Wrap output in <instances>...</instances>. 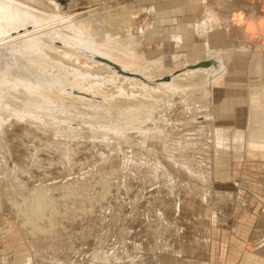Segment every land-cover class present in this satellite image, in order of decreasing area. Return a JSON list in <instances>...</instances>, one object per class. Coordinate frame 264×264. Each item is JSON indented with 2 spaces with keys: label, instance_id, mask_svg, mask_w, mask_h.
<instances>
[{
  "label": "rangeland",
  "instance_id": "obj_1",
  "mask_svg": "<svg viewBox=\"0 0 264 264\" xmlns=\"http://www.w3.org/2000/svg\"><path fill=\"white\" fill-rule=\"evenodd\" d=\"M14 1L72 18L80 44L120 52L109 55L133 72L180 73L157 92L44 51L112 77L90 93L127 117L0 112V264H264V151L246 146L250 110L264 107V40L223 21L250 3L264 15V0ZM131 38L129 58L119 46ZM211 58L219 71L183 70Z\"/></svg>",
  "mask_w": 264,
  "mask_h": 264
},
{
  "label": "water",
  "instance_id": "obj_2",
  "mask_svg": "<svg viewBox=\"0 0 264 264\" xmlns=\"http://www.w3.org/2000/svg\"><path fill=\"white\" fill-rule=\"evenodd\" d=\"M3 1H6L17 8L30 9V6L18 4L14 0ZM0 7L4 9L6 8L3 6ZM16 12H18L17 14L19 16L16 27L6 31H0V112L10 113L15 108L20 110L26 107L24 104L29 103L31 104V110L34 112L39 111L47 113L55 109L63 114L69 111L65 108L67 106L69 108L80 107L96 114H119L121 116L127 117L126 111L114 110L111 108L107 100L99 98L90 93L93 89L103 86V84L97 82V80L102 79L106 83H113L114 80L112 77L102 78L87 74L85 79H83V83L81 82L82 84L79 85L77 83L79 82L77 81L78 79L75 78L78 77L77 74L80 73L78 69L77 70L79 72L75 70L77 73L75 71H70L74 69L61 63L54 62L45 56L43 59H39L36 57V54L33 55V53L29 54L27 62L25 60V56L22 53H17L15 50L13 51V49H17L20 46L25 47V45L28 47V52L29 48L32 47L41 48L40 45L43 43V39H46L50 42V44L47 45L48 47L45 48H47L51 53H60V55L64 56L65 59L71 61L73 60L72 57L70 58L69 56H65L66 54H64L63 50L71 47L72 50H78L77 52H81L79 54L82 55V58L111 70L114 75L121 77L123 76L127 81H134V79H138L146 86L156 87L155 90L157 92H160L159 88L166 87L165 85L171 83L172 78L180 73V71H175L169 76L151 79L150 77L139 72L131 71V65L119 63V60L112 58L108 53L103 51L101 52V50L98 53L90 52L84 50L83 48L67 45L66 43H68V41L65 42L62 40L64 36H59L56 34V31L58 30H54L56 27H62V20H59L55 23L51 20L28 23L24 21L26 18H22L19 14L20 10H17ZM3 17V19H5L6 15H3ZM45 24L48 25L44 26ZM63 31H65V29H63ZM65 32L69 33L70 31L68 30ZM70 33L75 34L74 31ZM28 39L33 40L29 42ZM54 45L59 46V48L55 49L53 47ZM220 65L221 64L219 61L211 58L210 60L199 61L194 65H187L183 68V70L193 72L198 69L207 70L212 66L215 71H219ZM29 72L31 74H35L34 76L36 77L25 78V75H28ZM39 75H42V77L37 79V76ZM163 82L166 84H163ZM37 87L55 92L58 90L59 93L62 94L60 96L62 98L75 95L78 96L79 99L82 98L89 101L71 102L66 100H57L56 98L51 97L46 98L45 96H40L37 94L31 95L28 93L34 92L31 90ZM27 98L30 99L27 101ZM91 100L101 102L105 107L92 105L90 104Z\"/></svg>",
  "mask_w": 264,
  "mask_h": 264
},
{
  "label": "bare ground",
  "instance_id": "obj_3",
  "mask_svg": "<svg viewBox=\"0 0 264 264\" xmlns=\"http://www.w3.org/2000/svg\"><path fill=\"white\" fill-rule=\"evenodd\" d=\"M27 1H30V2H32V0H27ZM0 6H3V7H6L5 9L4 8H2V7H0V31L1 30H3V31H6V30H9V29H12V28H15L16 27V25H17V23H18V12H16L17 10H20V12H19V14L21 15V17L22 18H26L24 21L25 22H28V23H34V22H39V21H43V20H51V21H53L54 23L55 22H57V21H59V20H62V29L60 28V27H56L54 30H58V31H56V34H58L59 36L60 35H63L64 37H63V39L62 40H64L65 42L66 41H68V43H66L67 45H70V46H75V47H79V48H83L84 50H87V51H90V52H99L100 50H101V52L103 51V52H105V53H108V54H110L113 50H109V49H107V48H103L102 46H98V49L99 50H96V49H94V48H92V47H86V46H84V45H82V44H80L81 43V41H78L79 40V37L82 35V30H80L74 23H72L71 22V20H72V18H69L68 16H66V15H62V14H51L49 17L50 18H44V17H42V18H35V17H33V15L31 14L32 12H35V13H38V14H42V13H39V12H37V11H35V10H37V9H35L34 10V8L33 7H30V9H23V8H17V7H15L14 5H12V4H9L8 2H6V1H3V0H0ZM3 15H6V18L5 19H3L4 17H3ZM45 15V14H44ZM28 16V17H27ZM21 19V18H20ZM22 20V19H21ZM54 20H56V21H54ZM53 23V24H54ZM91 24V23H90ZM90 24H89V26H90ZM93 24V23H92ZM91 24V25H92ZM93 26V25H92ZM91 27V26H90ZM73 28V29H72ZM95 28V27H94ZM63 29H65V31H70V32H75V34H72V33H67V32H65V31H63ZM96 29H98L97 27H96ZM95 30V29H94ZM94 30H92V31H94ZM98 31V30H97ZM99 32V31H98ZM85 34H88L87 33V31H86V33ZM65 35H66V37H65ZM91 35V37L94 39V37H93V35L92 34H90ZM115 37V36H114ZM66 38H69V39H66ZM89 38V37H88ZM33 39H28V41L29 42H31ZM75 40H77V43L78 44H76L74 41ZM83 40V39H82ZM90 40V39H89ZM95 40V39H94ZM122 40V39H121ZM125 40V39H124ZM64 42V43H65ZM98 42V41H97ZM100 42V41H99ZM84 43V42H83ZM134 42H133V38H131L130 40H125V42L124 43H121L120 42V46H119V49H120V51L123 53V54H126V55H128V54H130L131 53V51L133 50V46H132V44H133ZM50 44V42L48 41V40H44L43 39V43L40 45V47L41 48H36V47H32V48H29V52H28V47L25 45V47L24 46H20V47H18L17 49H13V51L15 50V52H17V53H22L24 56H25V60L28 62V56H29V54H31V53H33V55H35L36 54V57H38L39 59H43L44 58V56L45 57H47V58H49L45 53H44V51L45 52H47L48 54H50V55H56V54H54V53H51L47 48H45V47H48L47 45H49ZM113 45V44H112ZM68 50H71V51H73L72 53H75L76 55H78V57H82V55L81 54H79V53H81V52H77L78 50H72V48L70 47V48H68ZM113 53H117V55H121V53L120 52H116L115 50L113 51ZM57 56H60V55H57ZM62 57V56H61ZM70 58H71V56H69ZM121 57L122 58H124L122 55H121ZM120 57V58H121ZM50 59V58H49ZM72 59L73 60H75L76 58L74 57V56H72ZM54 61V60H53ZM54 62H57V61H54ZM58 63H61V62H58ZM62 64V63H61ZM64 65V64H63ZM66 66H68V67H71V68H73L74 70H70V71H75V70H77L76 68H74L73 66H70V65H66ZM199 70V69H198ZM78 71V70H77ZM76 72V71H75ZM79 72V71H78ZM136 72H138V71H136ZM77 73V72H76ZM35 74H31L30 72H29V74L28 75H25L26 77L25 78H35L36 76H34ZM78 75V77H75L76 79H78L77 81H79V82H77L79 85H81L82 83H83V79H85V76L87 75L85 72H80V73H78L77 74ZM80 76V77H79ZM148 76V75H147ZM40 77H42V75H39V76H37V79L38 78H40ZM82 82V83H81ZM29 91V90H28ZM31 91H34V92H28L29 94H31V95H40V96H45L46 98H50L49 96H48V93H47V91H49L50 93L51 92H53L54 94H60L59 96H61L62 94L61 93H59V91L57 90L56 92L55 91H51V90H47V89H42V88H39V87H37V88H33ZM25 92V91H24ZM27 93V94H28ZM28 94V95H29ZM52 98V97H51ZM56 98V97H55ZM28 99H30V98H27V101H28ZM64 100L62 97H60V100ZM58 100V99H57ZM24 105H26V107L25 108H22V109H18V108H15V109H13L11 112H10V114L9 115H11L12 113H15L16 111H20V113L21 112H23V117H28V115H29V113L28 112H31V111H33V110H31V104H29V103H27V104H24ZM188 135V134H187ZM237 136H239V133H237V134H234V140H237V138H239V137H237ZM247 137H248V139H247V144L248 145H246L247 147H251V148H258L259 150H261V151H264V107L263 108H259V107H257L256 105H254L253 104V106H252V108H251V110H250V127H249V130H248V134H247ZM187 141H188V139H187ZM195 141V140H194ZM197 141V140H196ZM199 141V140H198ZM189 142H190V140H189ZM188 142V143H189ZM195 143V142H194ZM194 143H193V145H194ZM199 143L200 142H198V145H199ZM239 143V145H240V143H241V141H239L238 142ZM183 144V143H182ZM191 144V143H190ZM196 144V143H195ZM197 145V146H198ZM172 148H176V147H178L179 148V146H177V145H173V146H171ZM199 147V146H198ZM197 147V148H198ZM171 148V149H172ZM181 148V147H180ZM196 148V147H195ZM194 148V149H195ZM177 149V148H176ZM185 149V148H184ZM188 149V148H187ZM174 151H176V150H174ZM188 151V150H187ZM178 153V152H177Z\"/></svg>",
  "mask_w": 264,
  "mask_h": 264
},
{
  "label": "crops",
  "instance_id": "obj_4",
  "mask_svg": "<svg viewBox=\"0 0 264 264\" xmlns=\"http://www.w3.org/2000/svg\"><path fill=\"white\" fill-rule=\"evenodd\" d=\"M190 1L191 3H193L194 0H190ZM53 5H55V7L58 8V5L55 2H53ZM235 6L237 5H234V7ZM250 6L252 8L248 12L242 9V7L240 6L236 7L234 9V13H232V15L230 16L228 15L227 17L223 18V21H225L226 18H228L229 20H231L232 18L235 21H241L243 19L241 25L239 26L243 34L247 38L257 37L259 40H264V15L259 12L257 13L256 11L257 9L253 8V6H255L254 4L250 3ZM191 7L195 9L194 6ZM126 56H129V58H131L132 52ZM251 261L254 262L256 261V259H251Z\"/></svg>",
  "mask_w": 264,
  "mask_h": 264
}]
</instances>
